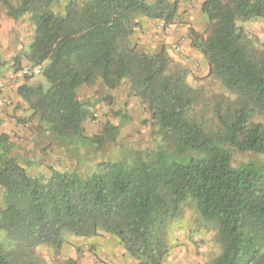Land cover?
Here are the masks:
<instances>
[{
  "label": "trees",
  "instance_id": "1",
  "mask_svg": "<svg viewBox=\"0 0 264 264\" xmlns=\"http://www.w3.org/2000/svg\"><path fill=\"white\" fill-rule=\"evenodd\" d=\"M0 0L14 20L35 25L29 50L14 58L42 65L46 83L17 89L29 110L58 139L72 136L103 144L116 140L118 125L104 136L84 135L90 104L78 89L100 79L108 89L126 81L130 94L149 104L161 142L133 162L104 160L93 171L52 168L32 175L0 134V264H49L38 248L60 249L69 235L114 236L139 264H163L169 222L189 199L217 229L220 252L206 264H264V166L233 164L232 148L264 156V40L238 22L264 19V0H205L210 27L196 43L217 79L233 95L214 110L219 126L208 130L192 110L201 91L188 69L169 54L141 50L133 42L142 18L166 25L178 20L179 0ZM195 31H193V34ZM5 61L0 56V74ZM60 264H80L69 258Z\"/></svg>",
  "mask_w": 264,
  "mask_h": 264
},
{
  "label": "rangeland",
  "instance_id": "2",
  "mask_svg": "<svg viewBox=\"0 0 264 264\" xmlns=\"http://www.w3.org/2000/svg\"><path fill=\"white\" fill-rule=\"evenodd\" d=\"M68 1L57 0L54 10L62 13ZM181 2L188 1L181 0ZM184 6L179 0V16L173 28L169 27L170 23L166 25L162 21L157 28L166 35L168 31L176 29L180 23L179 18L182 12L180 8ZM148 20L150 19H141L142 26L134 33L133 42L139 49L147 52L158 51L161 47H166L173 59L188 69L189 83L201 91L199 100L193 107L192 115L198 121L204 122L208 130H216L219 121L214 107L228 99H235L236 96L231 94L219 80L208 76L210 69L205 57L203 59L207 68H203L198 58L183 54V38H181L183 46L179 52L174 50V45L180 38L170 47L158 44L154 48L156 43L153 39L158 33L148 26H145L142 31L145 21ZM247 22L239 21L238 24L245 28L248 25ZM209 27L210 24L204 15L196 43L206 40ZM34 30L35 25L29 15L14 20L6 14L0 4V56L5 61L0 74V83L4 84L0 87V134L5 133L9 136L14 144L11 153L32 175L46 178L51 174L52 168L61 171L75 170L81 174H87L104 160L133 162L138 155H142L162 141L159 126L152 118L149 104L131 95L129 84L126 81L114 89H108L100 79L78 89L79 98L90 104L91 116L83 122L84 135L90 139L104 136V126L106 123H112L119 126L116 140L113 142L106 139L103 144H94L88 139L80 140L75 136L68 139L55 138L48 131L47 124L29 110L21 96L20 99L16 95L18 87L24 83L30 85L46 83L42 72L12 78L24 66L34 65L24 57L20 66L13 65L16 56L24 55L29 50ZM138 31H142L144 37L138 36L136 34ZM247 31L264 40L254 29ZM195 48L201 52L200 48ZM5 87H9L12 94L2 95ZM256 120L264 123V114L257 115ZM232 154L235 166L244 162H254L259 166H264V156L259 153L241 152L232 148ZM1 206L2 190L0 189ZM217 232L218 229L213 223L203 219L195 201L189 199L183 204L180 214L169 222L166 237L169 253L163 260V264L208 263L220 252ZM0 241H5V233L1 230ZM38 253L49 264H60L69 258L76 259L80 264H139L136 258L126 253L117 238L108 234L92 238L69 235L62 248L41 246L38 248Z\"/></svg>",
  "mask_w": 264,
  "mask_h": 264
},
{
  "label": "crops",
  "instance_id": "3",
  "mask_svg": "<svg viewBox=\"0 0 264 264\" xmlns=\"http://www.w3.org/2000/svg\"><path fill=\"white\" fill-rule=\"evenodd\" d=\"M204 1L205 0H190L186 3H183L180 0V3H182V5H185L184 8H180L182 10V12L180 13V18H179L180 23L178 24L176 29L172 31H168L167 35L163 33V31H161L159 28H157V25L161 23V21H158V20L145 21L142 27L143 28L142 31H144L145 26H148V27L153 28L155 32L158 33L154 39L152 38L153 41H155L156 43L154 45V48H156L158 44L169 45L170 47L171 44H173L178 38H183L184 39L183 54H187L188 56L190 55L191 58H198L199 60H201L203 68H204L206 67L204 63L205 61L203 59L204 56L192 44L193 37L195 39L199 35L201 28H202V21H204V15L201 11V6ZM247 24L248 25L245 26L246 30L254 29L257 32V34L262 39H264V19L263 18H258L252 21H248ZM142 31L141 32L138 31L136 34L140 37H144L142 35ZM193 31H195L194 34H193ZM10 94H12L10 93V88L5 87L2 95L9 96ZM16 95L18 98L21 99L18 93Z\"/></svg>",
  "mask_w": 264,
  "mask_h": 264
},
{
  "label": "built area",
  "instance_id": "4",
  "mask_svg": "<svg viewBox=\"0 0 264 264\" xmlns=\"http://www.w3.org/2000/svg\"><path fill=\"white\" fill-rule=\"evenodd\" d=\"M184 1H190V0H184ZM175 26L174 23H170L169 27L173 28ZM183 46V39H178L177 42L174 45V50L176 52H179L182 49ZM42 65H27L24 66L22 69H20L19 72L15 73V75L12 76V78L15 77H22L27 74H36V73H41L42 72ZM4 84L0 83V87H2Z\"/></svg>",
  "mask_w": 264,
  "mask_h": 264
}]
</instances>
